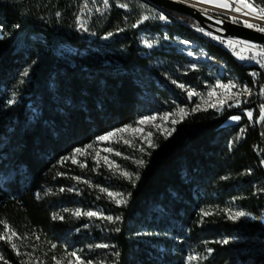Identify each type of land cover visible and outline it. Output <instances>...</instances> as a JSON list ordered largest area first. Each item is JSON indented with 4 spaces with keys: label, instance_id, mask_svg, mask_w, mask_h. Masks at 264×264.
Returning <instances> with one entry per match:
<instances>
[{
    "label": "trees",
    "instance_id": "trees-1",
    "mask_svg": "<svg viewBox=\"0 0 264 264\" xmlns=\"http://www.w3.org/2000/svg\"><path fill=\"white\" fill-rule=\"evenodd\" d=\"M79 9L80 0H0V221L16 233L15 249L0 241V264H40L78 246L105 264H185L189 248L207 257L196 264H264V94L255 67L190 27L159 25L154 10L138 0H115L94 18L92 40L76 32ZM149 12L155 17L143 20ZM143 33L202 44L253 96L243 108L190 112L170 135L157 136L134 186L101 174L126 195L127 203L116 205L94 186L105 184L100 176L86 175L94 185L80 183L76 178L86 171L67 160L169 101L158 69L142 53ZM198 73L178 80L194 85ZM239 109L252 111V120ZM236 115L239 123L225 125ZM72 187L77 192L67 191ZM76 204L121 219L75 220L64 209ZM202 209L211 215L202 219ZM228 210L248 215L229 220ZM54 213L64 219L54 220ZM96 241L109 247L95 248Z\"/></svg>",
    "mask_w": 264,
    "mask_h": 264
},
{
    "label": "rangeland",
    "instance_id": "rangeland-1",
    "mask_svg": "<svg viewBox=\"0 0 264 264\" xmlns=\"http://www.w3.org/2000/svg\"><path fill=\"white\" fill-rule=\"evenodd\" d=\"M182 1L192 3L203 10L224 15L231 20H233V17H236L238 22H241L242 24H244V20H249L254 24H260L261 26H264V21L252 19L250 16L243 15V11L246 10L234 12L231 9H223L213 4L204 3L202 0ZM237 6L238 5L233 4V7ZM146 16H148L150 19L155 17L150 12ZM193 28H195L196 32L199 34L202 33L208 37L212 35L209 32H202L203 30L200 27ZM145 40L149 41L152 46H146L144 43ZM140 46L143 49L142 53L151 57V63L153 67L158 69L159 72L157 75L161 81L160 87L169 94V101H164L162 107L155 108L154 110L151 109L149 112L135 120V122L101 135L105 136L110 132H115L116 135L110 139L100 141L97 137L91 144H89L91 147H88L89 145H87L86 147L81 148L85 149L83 153H75L74 151L67 161L72 165L79 167L81 170L86 171V174L78 177L80 183H85V181H87L85 184L94 185L90 178L86 177L88 174L89 177H92L100 176L103 173H108L115 178L129 180L121 175L122 172H128L133 175V178H135L136 169L141 166L136 162L143 160L144 155L148 153L149 149L155 146V138L157 136L169 135L168 133L172 132L175 125L188 113L206 109L222 111L236 107L243 108L252 99L253 95L243 91L245 86L242 83L229 75L222 64L213 62L212 59L207 56L203 45L200 43L191 42L180 37L169 38L165 33H143L141 35ZM63 49L68 54L74 53V49L71 47H63ZM192 72H199L198 80L194 85L179 82L178 79H180L183 75H190ZM218 84H235L237 87L231 88V90L228 91L224 88L216 87ZM180 85H183V87H180ZM189 91L195 92L196 95L189 97ZM213 91L215 94L210 96L209 92ZM11 98L14 100L13 96ZM221 101H224V103H221ZM180 109H183L184 112L181 113ZM193 109H195V111H193ZM239 110L245 114L247 112L245 109ZM165 114H169L167 118H165ZM150 117H155L156 119L146 120L143 124L139 123L141 120H145V118ZM246 117L248 116L246 115ZM174 120L177 122L173 123ZM239 122L240 120L233 121L230 118L225 125H234ZM125 128L128 130L123 132L117 131L119 129ZM132 129H142V131H133ZM125 141H128V143H125ZM150 144L153 146H150ZM108 148L112 149V151H105V149ZM116 152L121 153V155H116ZM73 157L77 161L76 163H73ZM104 157H107L108 161L113 162L111 166H109V164L104 160ZM100 177L105 184L98 186L94 185L99 189V191L101 188H105L108 191L123 194L122 198L126 199L125 193L118 186L110 183L108 180L104 181L106 180V177ZM71 189L72 192L76 191V188L74 187ZM102 193H104L112 203L116 204L106 192ZM117 198L119 199L121 197ZM76 209H80L82 212H97L100 214V216L91 218L85 216L76 217L72 215ZM68 210L70 216L75 220L88 218L103 219L102 217L112 216L97 206L88 207L82 204H76L70 207ZM86 225L88 226V223ZM4 232L5 229L0 228V234ZM7 234L11 235V231L9 230ZM13 239L14 236H12L11 241H13ZM100 244V242L98 243L96 241L94 242V247L96 248V245ZM73 252L77 253V255L80 256L85 262L92 261V264H105L103 259H99V257H94L89 254L90 249L87 246L73 247V249L65 247L61 251V255L55 257V260L52 259L49 261L43 259L38 263L56 264V261L60 260L61 264H68V262L71 260L74 264L75 258L70 255ZM191 254L198 256L201 255L197 248L187 249L185 253L182 254L185 264H187V256ZM196 263L197 261L192 262V264Z\"/></svg>",
    "mask_w": 264,
    "mask_h": 264
},
{
    "label": "snow or ice",
    "instance_id": "snow-or-ice-1",
    "mask_svg": "<svg viewBox=\"0 0 264 264\" xmlns=\"http://www.w3.org/2000/svg\"><path fill=\"white\" fill-rule=\"evenodd\" d=\"M108 2H109V0H103V3L106 6L108 5ZM202 2L208 3V4H213V5H216L217 7L223 8V9H231L234 12H241L242 10H246V11H243V15L250 16V17H252V19L264 21V6L256 5L255 4V0H202ZM233 4H236L238 6L237 7H233ZM120 7H126V5L121 4ZM57 15H59V13ZM159 18L162 19V20L166 19V17H164L163 15H161ZM148 19H149L148 16H144L143 17V20H148ZM232 19H233V22H238L236 17H233ZM141 22H143V21H141ZM243 23H244V26L247 27V28H254L256 31L264 33V26H261L260 24H254V23L250 22L249 20H244ZM16 27H19V25H16ZM83 27H84V25L81 24V28H83ZM84 30H87V29H84ZM0 32H2V25H0ZM108 35H111V33H109ZM2 39H4V36L2 34H0V40H2ZM144 43L148 47L152 46L151 43H149V41H147V40H145ZM227 43L229 45H233V41H231V40H229ZM240 43L243 44L245 46V48H247L249 50L256 47V45L251 44L249 42L241 41ZM257 55H264V51H261L260 53H257ZM240 58L244 59L245 57L241 56ZM252 59H255V56H253ZM22 75L26 77L28 75V71L25 70L22 73ZM180 87H183V85H180ZM216 87L224 88V89L230 91L231 88H234V87H237V86L235 84H218ZM243 91L244 92H248L250 94V90L247 87H245L243 89ZM262 92H264V89H262ZM214 94H215L214 91L213 92H209L210 96L214 95ZM239 94H242V93H239ZM188 95H189V97H191V96L196 95V93L193 92V91H189ZM8 103L9 104L14 103V100H9ZM221 103H224V101H221ZM193 111H195V109H193ZM180 112L183 113L184 110L180 109ZM168 115L169 114H165V118H167ZM246 115L248 116L249 120L251 121L252 118H253V113L251 111H247ZM154 119H156V118L155 117L145 118V120H141L139 123L143 124V123H145L146 120H154ZM240 119H241L240 116L231 117V120H233V121H239ZM260 120L264 121V104H262L260 106ZM176 122L177 121H175V120L173 121V123H176ZM126 130H128V129L127 128L119 129L117 131L123 132V131H126ZM132 130L133 131H142V129H132ZM173 131H174V129H173ZM243 131L244 130L241 129V133H243ZM168 134L170 135L171 132H169ZM115 135H116L115 132H110V133L106 134L105 136L98 137V139L100 141H104V140L110 139L111 137H113ZM149 135H151V134H149ZM125 143H128V141H125ZM150 146H153V145L150 144ZM88 147H91V145H89ZM84 151H85V149H80V148L75 149V153H83ZM105 151L111 152L112 149L108 148V149H105ZM97 155H99V154H97ZM116 155L119 156V155H121V153L116 152ZM72 159H73V163L77 162L74 157ZM104 160L109 164V166H111L112 163H113L111 161H108L107 157H104ZM136 163L139 164V165H143L144 161L143 160H139ZM261 164H264V160L261 161ZM121 175L124 176L125 178L129 179L130 181H132L133 182V186L135 185V180L139 179L138 175H136L135 178H133V175L128 173V172H122ZM76 179H79V178L77 177ZM85 183H87V181H85ZM60 191L63 192V191H65V189L62 188V189H60ZM67 191L71 192L72 189L69 188V189H67ZM100 191L101 192H106L107 195L110 198H112L117 205H121V204L127 203V200L122 198L123 194H121V193L111 192V191H108L105 188H101ZM117 197H121V198L118 199ZM64 211H69V210L68 209H64ZM72 215H74L76 217L85 216V217H89V218L100 216V214L97 213V212H93V211L82 212L80 209H76L72 213ZM210 215H211V213L206 212L203 209L201 210V218L202 219H203V217L210 216ZM247 215H248V213L243 212V211L232 212L231 210H228V219L229 220H236V219H239L241 217H245ZM52 218L54 220L55 219H60V220L64 219L63 216H61V215H59L57 213H54ZM102 218L106 219L109 222H112L114 220L115 221H119L121 219L120 216H116V217L106 216V217H102ZM0 223L4 224V229H5V232L0 234V241H5V242H8V243H11L12 236L16 235L15 231H11V235H8L7 232L10 230L9 226L4 221H0ZM85 226H87V225H85ZM115 230L119 231L118 228L115 229ZM37 239H39V237H37ZM222 243L228 244L229 241L228 240H224V241H222ZM11 247L13 249H15L16 248V244L15 243H11ZM55 247H56V245L53 244L52 248H55ZM96 247L107 248L109 246L107 244H100V245H96ZM212 251L213 250L211 248L207 249L208 254H211ZM70 255L73 258H75L74 259V264H92V261L85 262L84 260H82L81 257L78 256L77 253H75V252L71 253ZM206 258L207 257H201V256H198V255H195V254H191V255L187 256L186 262H187V264H192L193 261H199L201 259H206ZM0 259H3V258L0 257ZM53 259L55 260L56 258L53 257ZM56 264H61V261L57 260ZM68 264H73V261L70 260L68 262Z\"/></svg>",
    "mask_w": 264,
    "mask_h": 264
},
{
    "label": "built area",
    "instance_id": "built-area-1",
    "mask_svg": "<svg viewBox=\"0 0 264 264\" xmlns=\"http://www.w3.org/2000/svg\"><path fill=\"white\" fill-rule=\"evenodd\" d=\"M138 1L141 2L143 5L151 7L154 10V12L156 13L157 23L159 25L166 27V26H172L175 24H182L196 31L195 28H193L192 26H189L186 23L181 22L178 18L174 17L169 11L158 8L145 0H138ZM114 2L115 0H109L108 5L106 6L103 3V0H80V9L77 14L76 23H75L76 32L81 37L87 40L94 39L96 37V34L90 28L92 20L94 18H101L105 14H107L109 10L111 9ZM124 8L127 9L126 7ZM161 15L166 17V19H163V20L160 19L159 17ZM81 24L84 25L83 28H81ZM84 29H87V30H84ZM200 34L202 36L207 37L213 44L217 45L218 47L222 49H225L230 55L237 58L244 65L255 67L253 76L256 80L261 81L262 83L261 90L264 89V55H257V53L264 51L263 44L249 42L251 44L256 45L255 48H252L249 50L245 48L243 44L240 43L241 41H244L241 39L222 37V36H218L212 33H211L212 35L209 37L206 35H203L202 33ZM229 40L233 41V45H229L227 43ZM245 42H248V41H245ZM241 56L245 58L241 59L240 58ZM253 56H255V59H252ZM262 93L264 94V92Z\"/></svg>",
    "mask_w": 264,
    "mask_h": 264
},
{
    "label": "water",
    "instance_id": "water-1",
    "mask_svg": "<svg viewBox=\"0 0 264 264\" xmlns=\"http://www.w3.org/2000/svg\"><path fill=\"white\" fill-rule=\"evenodd\" d=\"M145 1L163 10L191 18L205 32L264 45V33L258 32L254 28H247L241 22H233V20L223 17L224 15L203 10L192 3L182 0Z\"/></svg>",
    "mask_w": 264,
    "mask_h": 264
}]
</instances>
